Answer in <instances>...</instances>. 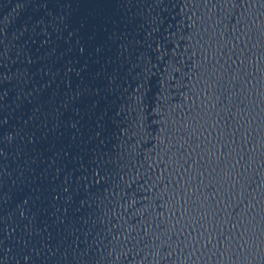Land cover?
Listing matches in <instances>:
<instances>
[{"label":"water","instance_id":"obj_1","mask_svg":"<svg viewBox=\"0 0 264 264\" xmlns=\"http://www.w3.org/2000/svg\"><path fill=\"white\" fill-rule=\"evenodd\" d=\"M0 264H264V0H0Z\"/></svg>","mask_w":264,"mask_h":264}]
</instances>
